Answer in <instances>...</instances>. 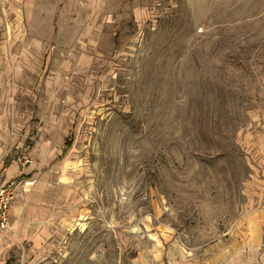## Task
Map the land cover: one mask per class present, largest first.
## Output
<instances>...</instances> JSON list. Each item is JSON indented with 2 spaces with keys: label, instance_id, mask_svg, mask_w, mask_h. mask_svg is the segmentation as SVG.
I'll use <instances>...</instances> for the list:
<instances>
[{
  "label": "rangeland",
  "instance_id": "374dc122",
  "mask_svg": "<svg viewBox=\"0 0 264 264\" xmlns=\"http://www.w3.org/2000/svg\"><path fill=\"white\" fill-rule=\"evenodd\" d=\"M9 165L0 264H230L264 235V0H0Z\"/></svg>",
  "mask_w": 264,
  "mask_h": 264
},
{
  "label": "crops",
  "instance_id": "0c3cea01",
  "mask_svg": "<svg viewBox=\"0 0 264 264\" xmlns=\"http://www.w3.org/2000/svg\"><path fill=\"white\" fill-rule=\"evenodd\" d=\"M13 168L12 165L4 167L2 175H5V180L13 179L11 178ZM262 217L264 218V211L262 212ZM244 246L247 247L245 248ZM244 246L230 254L228 257L230 264H264V235L258 233L253 235L247 234Z\"/></svg>",
  "mask_w": 264,
  "mask_h": 264
},
{
  "label": "built area",
  "instance_id": "2783aa9c",
  "mask_svg": "<svg viewBox=\"0 0 264 264\" xmlns=\"http://www.w3.org/2000/svg\"><path fill=\"white\" fill-rule=\"evenodd\" d=\"M17 160L21 164L30 162L27 153L21 152ZM20 182L13 179H7L0 182V231H8L13 226V220L10 214L11 202L13 200L15 190Z\"/></svg>",
  "mask_w": 264,
  "mask_h": 264
}]
</instances>
